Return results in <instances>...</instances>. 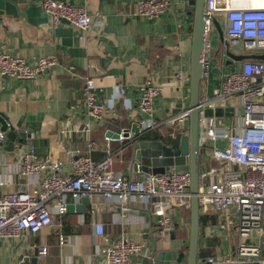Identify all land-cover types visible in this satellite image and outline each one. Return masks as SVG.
<instances>
[{
  "label": "crops",
  "instance_id": "obj_1",
  "mask_svg": "<svg viewBox=\"0 0 264 264\" xmlns=\"http://www.w3.org/2000/svg\"><path fill=\"white\" fill-rule=\"evenodd\" d=\"M64 1L85 6L95 18L103 16L102 22L94 24L84 40L79 38L80 29L72 23L60 21L54 25L42 8V0H29L21 9L22 13L17 15L0 13V51L20 56L30 64H34L39 56L56 59L54 66L33 79L0 77V113L15 128H27L34 138L47 140L39 142L29 153L62 161V172L70 173V149L79 148L85 152L89 138L102 146L107 130L121 132L139 121L138 104L142 86L147 81L161 86L160 93L154 98L157 119H166L190 108L194 11L188 7V0H168V11L151 18L135 13L137 0ZM221 54L219 59L212 60L211 70L202 79L201 97L212 95L222 74L240 65ZM86 76L95 77L98 97L109 110L103 121L90 118L86 113ZM119 86L126 88L125 94L120 95ZM88 120L92 124L90 132L75 131ZM157 131L173 139V133L181 137L185 125L164 124ZM122 141L114 138L110 141L115 155L114 168L129 176H143L144 171L133 168L132 141L125 146L121 145ZM13 152L6 142L0 145V181L3 182L0 194L16 191L26 182L20 175L17 156ZM93 156L102 158V149H95ZM42 175L30 176V186ZM130 206L147 212L149 218L122 210H100L98 206V211L93 213L91 209L95 206L86 204L85 212H90L87 219L85 212L66 213L56 217L55 226L38 233L24 230L18 237H3L0 239V264H12L14 258L36 249L39 264H104L102 248L124 231L133 239L146 242V247L132 259V264H142L141 256L149 253L150 238L156 231L149 209L139 202H132ZM127 215L141 217L145 223L116 222L118 217L123 220ZM181 216L186 223L180 222ZM202 216H214L216 221L201 224L202 255L198 261L235 256L236 225L228 224L224 213ZM176 221L177 236L184 242L183 246H188L189 234L185 229L187 223L190 225V211L184 210ZM96 222L104 223V235L96 234ZM146 228H151L152 232L146 233ZM60 235L66 236L64 244L60 243ZM208 240L213 243L208 244ZM41 246L48 248L46 255H40Z\"/></svg>",
  "mask_w": 264,
  "mask_h": 264
},
{
  "label": "built area",
  "instance_id": "obj_2",
  "mask_svg": "<svg viewBox=\"0 0 264 264\" xmlns=\"http://www.w3.org/2000/svg\"><path fill=\"white\" fill-rule=\"evenodd\" d=\"M42 8L54 25L67 21L77 26L81 40L94 24L102 22L103 17L95 18L85 6L64 0H42ZM168 9V0H137L135 13L151 18ZM204 12V75L212 66L211 34L216 28L215 19L223 28L225 38L238 44L242 49L240 52L264 54V0H205ZM235 52L239 53L238 50ZM221 55L228 58L224 47ZM239 62L238 67L222 74L212 95L200 98L197 192L201 215L224 213L226 222L236 225V254L208 257L198 264H264V60L250 58ZM55 64L56 59L48 56H39L34 64H30L20 56L0 51V77L33 79ZM89 65L92 67L91 63ZM118 89L120 95L127 91L123 86ZM160 91L161 86L151 81L142 86L138 104L141 134L158 130L164 124L180 126L189 116L187 109L166 119H157L154 98ZM84 98L88 117L103 121L109 110L98 97L94 76L85 77ZM217 107H232V114L205 115L206 108L214 110ZM91 129L88 120L75 131L90 132ZM119 133L121 140L132 138L131 133L126 136H123V130ZM172 136L178 137L174 133ZM5 139L6 132L0 125V145ZM111 140L106 135L101 146L89 138L85 152L79 148L70 149V173L62 172V161L36 157L16 144L13 151L20 175L26 182L16 191L0 194V239L18 237L24 230L38 233L51 228L56 225L57 216L67 213L69 202L77 203L82 197L91 198L95 194H103L106 201H112L125 212L131 209L132 202H139L150 210L157 234L176 231L178 216L191 209L190 171L170 168L163 173L145 172L141 177L126 175L114 168ZM97 148L103 151L100 159L93 156ZM38 174L43 175L30 186L29 177ZM91 211L95 213L98 207H92ZM116 222L145 223L143 218L134 215H127L123 220L118 217ZM180 222L186 223L182 216ZM94 228L97 235L105 234L103 222H96ZM65 242L66 236L60 235V243ZM144 247L146 242L135 240L124 231L102 248L104 264H132L133 257ZM47 250L46 246H41L40 255H46Z\"/></svg>",
  "mask_w": 264,
  "mask_h": 264
},
{
  "label": "water",
  "instance_id": "obj_3",
  "mask_svg": "<svg viewBox=\"0 0 264 264\" xmlns=\"http://www.w3.org/2000/svg\"><path fill=\"white\" fill-rule=\"evenodd\" d=\"M29 0H0V13H9L17 15L22 13L21 9L28 5ZM188 7L194 11L193 28V49H192V68L190 72L191 84V104L189 116L184 119L185 132L181 135L178 145L166 143L159 139H141L139 121L134 122L130 128L123 129V136L131 133L132 155L131 161L135 170L163 173L170 168L176 170H189L191 173L190 190L192 192L190 209V231L189 242L186 255V261L182 258L181 250L183 248L180 238L176 231L165 233L163 235L153 233L151 228H146V233L152 232L150 238V251L142 255V264H198L200 252V232H201V214L198 200L199 187V169H200V98L201 82L204 77V50H205V0H188ZM25 15V13H24ZM215 26L219 34L220 45L224 47L225 54L229 59L242 61L244 59H263L264 54L242 53L238 44H232L224 36V31L219 22L215 19ZM238 50L239 53H236ZM8 78V76H3ZM232 107L216 109L206 108L205 115H231ZM139 116V115H138ZM1 128L6 131L5 142L10 150L14 149L15 143L23 146L27 152H33L39 142L47 141L41 138H34L31 131L27 128H15L11 125L7 117L0 113ZM107 136L114 139L120 138V133L113 130H107ZM18 137V138H17ZM14 153V152H13ZM92 204L98 206L100 210L121 211V208L114 203H108L103 194H95L90 197H82L79 202H69L67 204V213L83 214L85 205ZM134 214H144L149 218V214L143 210L131 208L128 210ZM208 240V244H212ZM38 249L31 252L27 251L25 255L18 256L12 260V264H39Z\"/></svg>",
  "mask_w": 264,
  "mask_h": 264
},
{
  "label": "trees",
  "instance_id": "obj_4",
  "mask_svg": "<svg viewBox=\"0 0 264 264\" xmlns=\"http://www.w3.org/2000/svg\"><path fill=\"white\" fill-rule=\"evenodd\" d=\"M140 138L141 139H152V140L159 139V140H162L166 143H173L175 146L178 145V137L175 139L174 138L172 139L169 136L164 137L163 135L159 134L157 130H152V131L147 132L145 134H141ZM130 142L128 139H125L121 142V145L125 146ZM89 216H90V212L86 210L85 218L87 219ZM215 221L216 220H215L214 216H202L201 215V218H200L201 224L215 223ZM187 249H188L187 245L183 246V248L181 250L182 258H184L187 255Z\"/></svg>",
  "mask_w": 264,
  "mask_h": 264
},
{
  "label": "rangeland",
  "instance_id": "obj_5",
  "mask_svg": "<svg viewBox=\"0 0 264 264\" xmlns=\"http://www.w3.org/2000/svg\"><path fill=\"white\" fill-rule=\"evenodd\" d=\"M212 37H211V47H212V49H213V54H212V60L213 59H219V56H220V54H221V46H219V42H220V40H219V36H218V31H217V29L215 28L214 29V31L212 32V35H211ZM189 228H190V225H187V227H186V233H187V235L189 234Z\"/></svg>",
  "mask_w": 264,
  "mask_h": 264
},
{
  "label": "bare ground",
  "instance_id": "obj_6",
  "mask_svg": "<svg viewBox=\"0 0 264 264\" xmlns=\"http://www.w3.org/2000/svg\"><path fill=\"white\" fill-rule=\"evenodd\" d=\"M253 2H259L260 0H252Z\"/></svg>",
  "mask_w": 264,
  "mask_h": 264
}]
</instances>
